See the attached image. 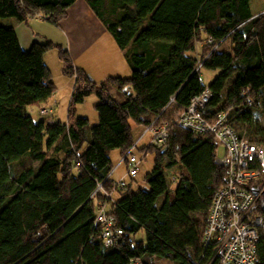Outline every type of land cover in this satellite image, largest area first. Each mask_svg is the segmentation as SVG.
Wrapping results in <instances>:
<instances>
[{"label":"trees","instance_id":"obj_1","mask_svg":"<svg viewBox=\"0 0 264 264\" xmlns=\"http://www.w3.org/2000/svg\"><path fill=\"white\" fill-rule=\"evenodd\" d=\"M78 1L0 0V20L42 18L57 26ZM84 1L124 52L130 78L98 85L60 45L35 42L25 50L15 30L0 23V264H218L203 236L224 185L216 163L222 149L213 135L174 120L208 90L205 118L225 114L238 137L264 146V13H253V0ZM53 49L64 74L75 78L68 124L35 122L28 112L56 92L44 61ZM203 69L218 71L208 87ZM92 94L99 99L94 126L76 117V106ZM156 119L169 124L166 144L139 149L155 156L152 172L144 185L133 179L107 201L112 153L122 159L135 144L132 125ZM104 202L123 231L113 248L104 246L96 224ZM257 248L264 264L263 234Z\"/></svg>","mask_w":264,"mask_h":264},{"label":"built area","instance_id":"obj_2","mask_svg":"<svg viewBox=\"0 0 264 264\" xmlns=\"http://www.w3.org/2000/svg\"><path fill=\"white\" fill-rule=\"evenodd\" d=\"M203 65L200 63L198 70ZM212 98L206 90L195 97L174 123L197 135H213L222 152H218L216 163L224 169L225 180L220 191L215 195L207 219L203 236L204 249L213 251V260L218 264H259L257 245L264 235V218L259 215V201L264 197V146L249 143L238 137L227 124V117L221 114L214 121H209L203 109ZM174 100L172 99L171 102ZM43 116L52 115V108H43ZM53 124V119L47 120ZM169 124H158L157 119L148 125L140 139L121 159L126 175L113 184V192L104 193L107 201L113 199V193L124 189L129 180L139 175L140 163L147 156L144 150L142 158L136 154L141 141L149 135L148 146L164 147L168 138ZM115 171V170H114ZM113 171V172H114ZM129 179V180H128ZM102 190V185L99 186ZM256 190L257 195L253 193ZM96 224L101 229L100 239L105 247H116L123 231L115 227V222L108 213L107 202L99 203ZM131 264H143L133 260ZM210 264V263H209Z\"/></svg>","mask_w":264,"mask_h":264},{"label":"crops","instance_id":"obj_3","mask_svg":"<svg viewBox=\"0 0 264 264\" xmlns=\"http://www.w3.org/2000/svg\"><path fill=\"white\" fill-rule=\"evenodd\" d=\"M255 1L253 0L252 4ZM254 14L260 13L256 12ZM0 23L15 30L20 44L25 50H29L35 42L51 41L56 45H60L68 51L74 66L85 71L92 81L98 85L108 79H128L131 77V69L126 62L124 52L120 50L112 35L84 0H79L72 6L68 10L67 18L57 26L42 20V18L31 19L28 23H21L16 18H7L0 20ZM42 105L41 107H43ZM133 128L134 125H132V130ZM137 130V135L141 134L139 128ZM144 139L140 143L141 146H145ZM119 167H121V164ZM114 175L112 179L117 181L119 178H115Z\"/></svg>","mask_w":264,"mask_h":264},{"label":"rangeland","instance_id":"obj_4","mask_svg":"<svg viewBox=\"0 0 264 264\" xmlns=\"http://www.w3.org/2000/svg\"><path fill=\"white\" fill-rule=\"evenodd\" d=\"M252 9L255 10L254 13L256 12L264 13V0H256L254 4H252ZM45 63L52 71L53 79L57 87L56 93L49 102L42 105L43 107H41V105L31 106V107H28V112L33 117L35 122H40L42 120L47 121L48 119H53L55 123L62 122L63 124H67L68 109L70 105V98H71L73 88L75 85V80H74L75 78L64 74L63 72L64 64L60 59L58 49H53L49 51L48 53H46ZM217 75H218V71H210V70L203 69L201 72V79H202L203 84L207 87L210 86V84L213 82V80L215 79ZM98 103H99V99L95 94H92L91 96L87 97L84 103L76 106V117L80 116V117H85L89 119L91 126L98 124L99 115L95 108ZM43 108H52L53 114L46 115V116L41 115L40 111ZM133 125H134V128H133L134 136L133 137L135 140H137L140 137V135L145 131L146 127H144L143 125H137V124H133ZM137 128H139V132L141 131V134L139 135H137L138 134ZM149 137L150 136L147 135L143 141V143L145 144V147H147L149 144L148 143ZM136 154L140 159L143 157L144 151L137 149ZM120 155L121 153L118 150L112 153V160H113V164L115 166V171H116L114 177L119 178V179L123 177L124 175H126L125 165L121 164V167H119L120 162H121ZM154 162H155V156L151 152L147 153L146 158L141 161L139 175L137 177V181L140 185H144L143 180L145 176L148 173L152 172L154 168ZM178 171L179 170L175 168V169H171L169 173L170 174L178 173ZM169 173H168V176H170ZM134 190H137V187H134ZM260 200L264 204V197ZM161 201L162 199L159 200L158 202L159 205ZM140 238H143V239L145 238L144 231H142L138 235V239ZM152 263L153 264H174V263L166 262V261L159 260V259H153Z\"/></svg>","mask_w":264,"mask_h":264},{"label":"water","instance_id":"obj_5","mask_svg":"<svg viewBox=\"0 0 264 264\" xmlns=\"http://www.w3.org/2000/svg\"><path fill=\"white\" fill-rule=\"evenodd\" d=\"M253 193H254L255 195H257V194H258V192H257L256 190H254V191H253Z\"/></svg>","mask_w":264,"mask_h":264}]
</instances>
